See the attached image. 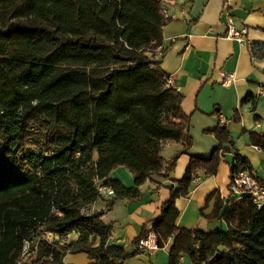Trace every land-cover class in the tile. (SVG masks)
Here are the masks:
<instances>
[{"label": "trees", "instance_id": "16d2710c", "mask_svg": "<svg viewBox=\"0 0 264 264\" xmlns=\"http://www.w3.org/2000/svg\"><path fill=\"white\" fill-rule=\"evenodd\" d=\"M167 22L160 0H0V264H16L24 241L35 242L32 264H63L80 253L90 264H118L139 252L148 232L157 249L173 237L168 264L184 256L191 264H264V205L248 196L225 206L216 196L211 213H200L226 230L176 228L175 201L188 196L198 172L214 176L233 148L219 117L210 133L217 146L206 158L189 157L133 253L107 245L102 213L83 212L104 198L97 187L110 189L108 209L139 200L138 187L166 178L192 145L182 97L154 59ZM250 52L264 58V44ZM166 144L182 145L168 162ZM249 144L264 152V134H249ZM118 167L131 174L133 189L109 178ZM238 171L252 174L235 153L230 183ZM45 233L77 238L46 242Z\"/></svg>", "mask_w": 264, "mask_h": 264}, {"label": "crops", "instance_id": "0c3cea01", "mask_svg": "<svg viewBox=\"0 0 264 264\" xmlns=\"http://www.w3.org/2000/svg\"><path fill=\"white\" fill-rule=\"evenodd\" d=\"M160 7L168 22L162 28V53L154 59L167 77V86L182 97L180 109L189 118L192 145L180 154L166 178L152 177L138 187L139 200H115L108 209L106 201L112 198L108 194L92 206L95 213L103 214L102 222L111 229L107 245L123 248L127 253L135 251L134 240L142 230L149 231L152 221L159 216L162 204L169 198V189L182 178L189 157L206 158L217 146L210 133L218 125V117L233 148L223 154L214 176L204 178L198 172L188 196L175 201L176 228L202 233L224 229L223 222L205 221L200 213H211L216 196L224 206L232 200L230 167L235 153L249 162L252 175L264 186V152L249 144V134H264V58H253L248 46L224 38L225 10L235 28L248 30L247 40L251 44H264L261 13L264 0H160ZM229 74L233 81L224 86V77ZM246 98L249 100L244 101ZM181 150V144H166L162 158L168 162ZM109 178L126 189L134 188L133 177L125 168L114 169ZM212 193L214 196L207 200ZM76 238L77 234L72 233L62 243L69 244ZM172 244L173 237L162 249L152 253L138 250L118 264H168ZM91 262L83 253L67 254L63 258V264ZM180 264L190 263L184 256Z\"/></svg>", "mask_w": 264, "mask_h": 264}, {"label": "built area", "instance_id": "2783aa9c", "mask_svg": "<svg viewBox=\"0 0 264 264\" xmlns=\"http://www.w3.org/2000/svg\"><path fill=\"white\" fill-rule=\"evenodd\" d=\"M262 15L264 16V9L262 10ZM225 15V27L226 31L224 34V38L230 41L237 43L238 45H246L251 50L252 44L247 40V33L248 30L246 28H235L231 17L228 13L224 10ZM157 54L161 55L162 48H159ZM233 81L232 75H226L224 77L223 85L229 86ZM98 191L101 195L106 196L111 194L109 188L104 187H97ZM229 192L232 196V199L239 200L242 196H248L250 198L251 203L256 208H261L264 205V190L261 186L257 184L255 177L246 172V171H238L234 174V177L229 185ZM86 214H94L95 211L91 207L89 209L83 210ZM41 239L46 242L52 241H61L63 242L62 237L58 235H52L49 233H45L41 235ZM31 246H34V249L31 251ZM138 249L142 252L152 253L153 251L157 250L156 244V236L152 232H148L146 237L143 238L138 246ZM35 254V242H23L22 251L20 254L19 261L16 264H32Z\"/></svg>", "mask_w": 264, "mask_h": 264}, {"label": "rangeland", "instance_id": "374dc122", "mask_svg": "<svg viewBox=\"0 0 264 264\" xmlns=\"http://www.w3.org/2000/svg\"><path fill=\"white\" fill-rule=\"evenodd\" d=\"M226 229V226H224V229L223 230H225ZM188 261H189V259H188ZM189 263H190V261H189ZM191 264V263H190Z\"/></svg>", "mask_w": 264, "mask_h": 264}]
</instances>
